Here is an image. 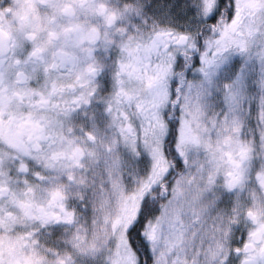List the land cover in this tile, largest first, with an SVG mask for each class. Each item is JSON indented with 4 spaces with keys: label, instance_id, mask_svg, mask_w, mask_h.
I'll return each instance as SVG.
<instances>
[{
    "label": "flooded vegetation",
    "instance_id": "flooded-vegetation-1",
    "mask_svg": "<svg viewBox=\"0 0 264 264\" xmlns=\"http://www.w3.org/2000/svg\"><path fill=\"white\" fill-rule=\"evenodd\" d=\"M128 3L0 0V264L87 261V253L83 256L72 251L69 242L75 232L92 231V195L97 183L107 176L114 179L111 168L119 173L128 166H137L138 150L148 154L155 148L160 151L165 123L158 112L150 118L149 106L121 107L113 98L109 113L106 104L111 83L107 92L92 96V89L80 91L75 76L48 80L35 75L37 69L43 72L44 66L33 57L44 53L54 41L58 42L57 53L62 54L64 43L70 39L119 38L126 31L124 44L133 56L138 49L151 47L156 27L150 26L152 20L142 13L135 18L121 17L119 7L128 13ZM216 3L214 0L211 9ZM244 3L237 0L238 7ZM235 23L245 31L251 27L255 32L254 25L259 21L238 13ZM218 25L225 26L224 14ZM171 30L178 38L179 32ZM185 35L190 42L192 37ZM262 40L264 37L257 43ZM103 54L98 44L96 55ZM116 55L117 50L111 49L109 67ZM250 67L258 73L255 61ZM103 78H107V69ZM128 87L143 91L148 81L137 79ZM166 99L165 91L159 101L161 108ZM168 113L177 118L171 108ZM257 165L262 166L260 161ZM219 166L230 170L226 163ZM245 179V184L229 192L235 195L241 209L239 230L249 227V213L259 218L264 211V186ZM143 186L144 179L125 195H141ZM148 226L149 222L144 236Z\"/></svg>",
    "mask_w": 264,
    "mask_h": 264
},
{
    "label": "snow or ice",
    "instance_id": "snow-or-ice-1",
    "mask_svg": "<svg viewBox=\"0 0 264 264\" xmlns=\"http://www.w3.org/2000/svg\"><path fill=\"white\" fill-rule=\"evenodd\" d=\"M204 3L208 14L199 21L198 32L181 27L177 38L171 29L153 28L151 47L138 49L135 56L124 44L125 31L119 38L70 39L64 43L62 54L57 53L58 42L54 41L44 53L33 57L44 66L43 72L36 70L37 79L75 76L80 91L92 89V96L107 92L111 83L106 104L109 113L116 98L121 107L149 106L150 118L158 112L164 120L160 143L163 160L157 161L147 152L135 153V163L148 176L136 217L125 229L136 264H155L156 249L150 248L144 237L149 220L158 226L161 236L176 231L186 234L191 225L200 222V213L192 211L189 215V206L195 209L199 200L216 188L235 191L247 182L246 177L256 180L258 187L264 186V40L257 43L264 37V0H245L239 7L237 0H217L210 11L211 0ZM143 7L135 9L138 14ZM172 11L169 5L168 13ZM192 11L188 7L176 18L183 19ZM221 12L225 26L218 25ZM238 13L259 21L255 32L235 23ZM186 32L193 33L190 42ZM98 44L103 48L102 57L96 55ZM113 48L117 55L109 67ZM253 61L258 73L249 67ZM221 73L230 78L218 85ZM137 79L148 81V87L143 91L129 89V83ZM165 91L167 99L161 108L159 101ZM128 92L131 94L126 95ZM169 108L177 118L169 115ZM221 163L230 170L218 167ZM193 183L198 188L203 184V190L198 200H186L185 193ZM173 214L178 218L173 219ZM248 215L249 227L234 230L238 232L234 238L229 234L218 241L210 250L208 264H264V211L259 218ZM191 216L198 218L192 221Z\"/></svg>",
    "mask_w": 264,
    "mask_h": 264
},
{
    "label": "rangeland",
    "instance_id": "rangeland-1",
    "mask_svg": "<svg viewBox=\"0 0 264 264\" xmlns=\"http://www.w3.org/2000/svg\"><path fill=\"white\" fill-rule=\"evenodd\" d=\"M122 2V0H117ZM128 13L124 12V7H119V14L124 19L128 15L130 18L138 17L140 13L145 18L152 20L150 26L163 29H175L184 27L199 31V21L207 15L204 0H128ZM214 0H211V6ZM169 5L173 6V11L168 13ZM143 7L138 14L136 8ZM193 9L190 15L183 19H177V14L184 15L186 9ZM208 9V10H209ZM121 10V12H120ZM133 12L134 14H132ZM167 13V14H166ZM130 20V19H129ZM132 25L135 23L131 22ZM147 23H141L146 25ZM192 37V32H186ZM250 67V66H249ZM252 70V67H250ZM230 76L223 73L218 75L219 85ZM219 106V105H218ZM157 161H162L163 157L158 149L149 152ZM200 158L204 153L199 154ZM218 167H220L218 165ZM114 179L111 181L107 176L104 181L96 185L95 195H92V231L75 232L69 245L72 251L80 252L84 256L87 253V261L78 264H136L134 252L128 246L125 229L135 219L136 205H139L141 195H125L137 188L144 179V185L148 182V176L138 166H128L119 173L111 168ZM196 172L197 169H192ZM186 181V184L190 182ZM204 185L198 188L195 183L191 185L185 193V199L196 201L199 192ZM179 191V190H178ZM189 215L192 211L200 213L199 223H194L184 231L168 232L161 236L158 226L151 220L145 233L151 248L156 249L155 264H208L210 250L218 241L224 240L229 234L237 235L239 223V204L235 201V195L225 192L223 188H216L206 195L203 200L188 208ZM173 219L178 217L173 214ZM197 216H191L192 221L197 220ZM155 228V231H154ZM159 245V246H157ZM92 252L91 255L88 253ZM91 256V257H90ZM90 258V260H88Z\"/></svg>",
    "mask_w": 264,
    "mask_h": 264
},
{
    "label": "trees",
    "instance_id": "trees-1",
    "mask_svg": "<svg viewBox=\"0 0 264 264\" xmlns=\"http://www.w3.org/2000/svg\"><path fill=\"white\" fill-rule=\"evenodd\" d=\"M226 2H227V0H226ZM222 15H223V12L220 13V16H222ZM149 221H150V220H149ZM145 233H146V232H145ZM144 237H145V236H144ZM145 239H146V241L148 242L149 247L151 248L152 245L150 244V242L148 241V239H147L146 237H145Z\"/></svg>",
    "mask_w": 264,
    "mask_h": 264
}]
</instances>
